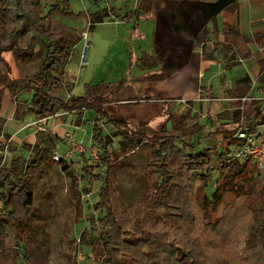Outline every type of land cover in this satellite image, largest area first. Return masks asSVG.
Here are the masks:
<instances>
[{
  "label": "rangeland",
  "instance_id": "374dc122",
  "mask_svg": "<svg viewBox=\"0 0 264 264\" xmlns=\"http://www.w3.org/2000/svg\"><path fill=\"white\" fill-rule=\"evenodd\" d=\"M42 1L47 10L55 0ZM68 1L74 13L80 15L55 14L53 20L57 28H68L76 34L78 43L66 64V88L54 95L67 99L70 94L84 95L87 84L116 85L127 80L120 94L102 105L111 120L122 122L116 125L115 130L94 109H85L81 116L61 112L43 123L36 122L31 112L17 117L16 105L25 108L31 101L32 94L25 89L23 78L38 68L42 60L41 46L35 45L31 53L19 60L11 45L0 51V170H8L15 164L24 168L32 164V160L36 161L32 204L22 209V196L16 197V211L21 212V224H16L13 229L9 228L10 222L6 227L0 225V264H101L107 254V248H101L105 247L106 241L103 243V240L97 239L101 224L97 218L101 210L96 207V201L101 183L96 180L87 185L83 183L82 187L86 186V189L82 194L78 193V197L72 190L74 183L81 179L82 168L86 164L93 163L90 180L96 175L103 178L102 165L109 164L108 176L113 179L114 189L110 204L115 207L118 222L124 224L130 209L121 214L122 211L137 200L149 201L150 184L155 177L152 174L163 162L155 150L160 140L169 134L173 139L182 141L176 140L182 149L181 152L172 150L171 142H168V156L164 162L170 171L183 175L176 180L180 181L179 186L186 190L189 197V229L193 230L188 233L192 243L188 248H193L191 257L187 248L181 252L182 256L173 255L169 262L264 264V221L261 212L264 208V177L249 162L252 170L243 180L242 187L233 186L216 201L212 192L215 190V179L219 177L217 170L212 174L213 180L205 186V171L201 170L203 174L190 172L191 158L186 152L190 149L189 145L194 144V151L206 148L208 156L215 151L214 148L224 145V133H213L219 127L228 128L236 119L247 123L262 118L264 61L256 62L258 71L254 77L250 62L239 52L232 59L231 67H225L221 53L212 55V59L207 58L212 54L209 53L212 45H207V51L201 50L207 62L196 61L194 57L197 56L185 61L181 56L179 60H160L156 67L141 68L137 59L142 51L147 53L150 35L147 39L127 35L129 32L126 33L125 26L113 21L119 19L114 13V18L107 14L103 22L96 23L93 28L88 26L91 22L88 12L112 7L115 13L123 16L138 8L136 0ZM134 21L127 24L128 30H132L136 24ZM144 23L141 22L143 27ZM12 29L10 23L0 24L3 46L9 44ZM84 30L89 31L91 46L85 55L86 64L81 66L83 44L80 35ZM28 36L21 35V46H26ZM180 64L181 67L176 68ZM201 64H208L206 70H202ZM245 75L250 78L248 88H243L239 82ZM183 86L189 92L180 91ZM168 103H173V106H168ZM184 114L186 116L181 119ZM94 122L103 125L110 150L108 155L101 156L92 140ZM166 122L167 131L163 130ZM173 123L178 130L173 128ZM262 128L264 125L257 130L264 133ZM134 131L141 133L142 143L132 152L121 154L118 151L120 134H132ZM68 134L73 136L79 147L85 148L83 152L71 151L66 137ZM55 148L60 156L67 159L61 162L53 160L52 150ZM69 151L71 153L67 155ZM211 159H215L211 161L213 165L218 164L217 158ZM239 161L243 163L245 160ZM1 180L2 174L0 192L7 190L1 185ZM107 194L106 191L102 196L104 206L105 200L108 201ZM91 223L93 229L89 234L87 231ZM16 236L21 239L22 248L18 246ZM108 247L114 260H123L125 264H129L133 256L136 257L132 259L133 263L162 264V255L157 256L155 252L152 255L150 249L142 252V246Z\"/></svg>",
  "mask_w": 264,
  "mask_h": 264
},
{
  "label": "trees",
  "instance_id": "16d2710c",
  "mask_svg": "<svg viewBox=\"0 0 264 264\" xmlns=\"http://www.w3.org/2000/svg\"><path fill=\"white\" fill-rule=\"evenodd\" d=\"M152 0H142V8L135 9L132 13L121 16L122 19H138L141 15L148 13L151 9ZM42 0H0V24L5 25L10 23L13 25L11 31V38L9 44L3 46L0 42V51L8 49L10 45L15 49L17 59L32 52L35 45L39 44L42 51V60L31 75H26L23 78L25 89L32 94L31 101L23 108L21 105H16L15 114L17 117H22L26 112H31L35 116V120L48 119L54 117L57 114L74 113L79 116L82 115L85 109H94L101 118L105 119L106 123L111 124L112 128L116 130V125L121 123L119 120H111L106 113L102 105L107 102L111 97L114 98L123 90L127 84V80H122L116 85H91L87 84L85 87L84 95L74 96L69 95L67 99L59 98L54 93L62 92L66 88L65 81V68L74 47L78 43V36L70 31L68 28H57L54 24L53 16L67 15V16H79L72 10L70 2L68 0H55L48 5L45 10ZM236 7V0H217L213 3H208L207 8L214 19L215 15L224 9H234ZM106 9H99L96 11L88 12V17L91 19L90 27L93 28L96 23L103 22L106 16ZM20 23V24H18ZM218 30H206L207 37L209 34ZM223 36V42L217 43L216 47H220L223 54L225 67H231L230 63L235 55H242L243 58L250 56V50L246 38L237 29H225L221 31ZM219 33V32H218ZM28 34V41L26 46H21L19 38L21 35ZM215 37V36H214ZM217 37V36H216ZM261 37H264L262 35ZM215 48V46H214ZM204 49V48H203ZM208 55V59H210ZM137 61L142 68H152L157 65L158 59L153 54L143 53ZM261 62V61H260ZM243 84V88L250 86V78L248 75L243 76L240 80ZM242 89V88H239ZM52 92V93H51ZM168 106H173V103H168ZM173 115V113H171ZM171 116V115H170ZM186 115H181V119ZM259 116H257L258 118ZM171 121V119H169ZM263 121V122H262ZM168 122V121H167ZM164 124L163 130H166V124ZM264 123V115L262 118L252 122L243 123L241 120L236 119L230 127L218 128L213 133L223 134L224 145H219L214 148L213 153H209L207 156L206 148L200 151H194V144L189 145L187 155L191 158L189 163V171L192 173H200L206 176L205 186L213 180V173L217 170L219 177L215 179V190L212 192L214 199L217 201L221 198L225 192L232 190L233 186L242 187L241 184L244 179H247L250 171L252 170L249 165V160H245L243 163L233 159L229 155V147L235 145L237 141L232 137L233 133L241 125H260ZM103 125L99 123H93L92 140L100 150L101 156L109 154L107 135L103 133ZM173 128L175 124L173 123ZM175 130H178L175 128ZM120 147L118 151L121 154H127L132 152L140 143H142L141 133L134 131L132 134H120ZM167 138L160 140L159 146L156 148L155 153L159 156L163 162L153 172L155 174L154 181L150 184V192L148 195L149 201H139L129 205L127 210L122 211L121 214L129 211V216L124 219V224L119 223L117 214H115V207L110 204L112 198V183L113 179H110L109 164H103L102 170L104 174L103 178L94 176L95 178L90 180L93 173L90 171L93 167V163L86 164L82 168L81 179L79 182H75L72 190L74 195L78 197V193L82 194V191L86 189L82 187L83 183L86 185L93 183L94 180L99 181L101 186L98 191V198L96 201V207L101 210L100 217L97 218L100 224V233L97 239L106 241V245L101 248L106 249V256L102 258L101 264H125L123 260H114V255L110 248H135L142 246V252L150 249V253L158 256L162 255V264H172L169 262L173 255L182 256V251H185L188 247L192 246L190 243V236L188 233L193 230L189 229V215H191L189 206L190 200L187 192L182 186H179L180 181L176 180L177 177L183 176L182 174H176L177 172L170 171L165 164L167 159L166 147L171 149H178L177 152H181V146L176 143V140L182 142L180 139H173L172 135H166ZM188 145V144H187ZM220 147V150L218 149ZM115 151V150H114ZM113 154V153H112ZM115 154V152H114ZM217 158L218 164L213 165L211 161ZM2 156L0 155V160ZM32 164L26 165L24 168L15 164L12 168L5 170L2 168L0 174L3 175L1 185L5 186L7 190L0 192V198L2 205L0 208V225L1 227L8 226L13 229L16 224H21L20 216L21 212L16 211V197L21 195L20 205L22 209L28 208L34 198V176L36 170V161L32 160ZM200 171V172H199ZM91 174V175H90ZM150 174V172H148ZM178 181L179 183H177ZM107 191V199L105 200V206L102 205V196ZM111 197V198H110ZM206 197V191H204V198ZM99 205V206H98ZM188 212V213H187ZM262 221H264V208L261 210ZM19 215V216H18ZM122 220V219H120ZM91 222V220H90ZM127 227V228H125ZM264 227V225H262ZM93 229L92 223L90 230H86L91 234ZM133 234V236H131ZM127 235V236H126ZM18 246H21V239L17 238ZM147 246V248H145ZM24 248V247H23ZM193 248H188L189 258L191 257ZM141 252V253H142ZM124 254V251H123ZM151 255V256H152ZM140 256V254H138ZM27 257V256H26ZM125 257V255H124ZM136 257L131 258L129 264L133 263ZM114 260V261H113ZM193 261V260H191Z\"/></svg>",
  "mask_w": 264,
  "mask_h": 264
},
{
  "label": "crops",
  "instance_id": "0c3cea01",
  "mask_svg": "<svg viewBox=\"0 0 264 264\" xmlns=\"http://www.w3.org/2000/svg\"><path fill=\"white\" fill-rule=\"evenodd\" d=\"M82 1L85 2V0ZM215 1L217 0H152L150 11L138 19H122L112 10V7L106 8V12L111 17L113 13L116 14L119 19L116 18L113 21L117 25H124L126 33L129 32L127 35L135 36L134 38L140 36L143 39H147L150 35V46L147 53L153 54L158 59L157 65L160 60L173 61L183 58L188 61L193 56H197L198 58L194 57V59L200 63L207 62L201 50H206L207 45H212L210 56L217 53L222 54L220 47H216L217 43L223 42L221 31L237 29L246 40L248 39L247 44L251 53L245 59L250 62L254 77H256L258 71L256 62L264 61V37H261L264 35V0H236L234 9H224L213 19L207 4ZM135 3L136 7L141 10L142 0H136ZM132 21L136 24L132 26V30H128L126 26ZM142 21L146 22L144 27L141 24ZM216 29L219 33L215 31V35L212 33L207 37L206 30ZM249 39L252 41L250 42ZM76 47L77 45L74 49ZM221 57L223 59V54ZM207 65L201 64L203 71L206 70ZM179 67L181 64L176 68ZM180 91L189 92L185 86ZM262 129L264 131V128Z\"/></svg>",
  "mask_w": 264,
  "mask_h": 264
},
{
  "label": "built area",
  "instance_id": "2783aa9c",
  "mask_svg": "<svg viewBox=\"0 0 264 264\" xmlns=\"http://www.w3.org/2000/svg\"><path fill=\"white\" fill-rule=\"evenodd\" d=\"M90 24L91 23H88V26H90ZM80 36V40L83 44V50L80 56V65L84 66L86 64V52L91 46V42L89 40V31H82ZM36 122L43 123L44 119L36 120ZM261 125L264 124L241 125L240 127H238L232 135L237 143L229 147V155L231 158L238 161L249 160L252 164H254L257 171L264 177V133H261L257 130V128ZM66 137L67 142L71 145V151L79 153L83 152L85 148L83 146L79 147L78 142L73 138L71 134H68ZM94 148L97 149L96 146H94ZM71 151H69L67 155H70ZM97 151L99 150L97 149ZM52 158L57 162H61L63 159H67L66 157L60 156L56 148L52 150ZM95 158H97V155ZM1 205L2 200L0 198V207Z\"/></svg>",
  "mask_w": 264,
  "mask_h": 264
}]
</instances>
